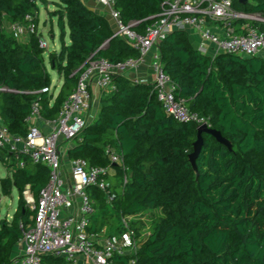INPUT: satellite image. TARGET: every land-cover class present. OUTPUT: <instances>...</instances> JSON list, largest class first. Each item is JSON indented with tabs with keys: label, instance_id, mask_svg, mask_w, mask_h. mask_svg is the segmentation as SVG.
I'll use <instances>...</instances> for the list:
<instances>
[{
	"label": "trees",
	"instance_id": "16d2710c",
	"mask_svg": "<svg viewBox=\"0 0 264 264\" xmlns=\"http://www.w3.org/2000/svg\"><path fill=\"white\" fill-rule=\"evenodd\" d=\"M162 0H113L123 25L141 34L160 10ZM55 18L59 49L40 46L39 6ZM49 5L53 8L49 9ZM235 9L264 18V0H232ZM27 16L29 18H27ZM152 20H150V18ZM32 26L22 42L5 28L4 20ZM264 30V21H250ZM66 39L68 41H66ZM162 71L173 94L188 111L207 119L230 141V149L202 132L195 158L188 160L196 124L164 113L152 83H139L122 73L111 74L113 88L101 92L96 114L72 139L69 160L105 166V147H114L125 169L115 167L109 178L112 197L95 185L86 187L93 203L89 233L117 239L127 220L137 248L114 255L117 264H264V55L243 57L217 53L210 57L193 48L184 31L174 30L157 44ZM93 53L111 64L139 58V51L119 35L103 13L81 0H0V119L11 134L24 136L31 105L52 120L73 90L86 58ZM46 62L61 80L56 93ZM6 168L0 192H17L10 219L0 218V264H11V247L22 228L31 225L34 201L49 180V169L23 152L0 148ZM22 162L20 166L18 163ZM127 175L121 188L119 183ZM146 220L150 229L144 234ZM40 264H73L60 256L41 255Z\"/></svg>",
	"mask_w": 264,
	"mask_h": 264
},
{
	"label": "built area",
	"instance_id": "2783aa9c",
	"mask_svg": "<svg viewBox=\"0 0 264 264\" xmlns=\"http://www.w3.org/2000/svg\"><path fill=\"white\" fill-rule=\"evenodd\" d=\"M97 1L112 22L113 35L124 38L141 56L111 64L107 59L91 53L55 119L40 117L37 104L31 105L27 117L28 129L24 136L9 133L0 119V148L23 152L32 163L43 164L49 169V180L40 189L37 200H27V203L33 202L29 206L35 211L34 220L31 225L22 228L19 241L24 249L11 264H40L43 254L60 256L73 264H76L78 258L88 264H117L113 261L114 255L129 254L137 248L125 218L122 219L125 230L117 239L103 235V231H87L93 203L86 187L97 186L109 200L113 195L109 191V178L115 174L116 166L125 169L114 147H105L109 160L107 165L88 166L83 159H71L69 176L64 179L60 176L63 167L60 143L69 141L72 144V139L88 122L93 87L108 92L113 88L111 74L136 67L147 50L154 47L156 52L151 62L154 73L152 84L164 113L177 121H192L196 126L202 123L209 125L207 119L188 111L184 101L174 97V86L162 71L158 60V42L174 30H191L198 35L197 49L210 57L217 53L243 57L264 55V30L250 24V21L263 22L264 18H257L258 13L235 9L232 0H162L159 12L141 34L130 25L121 23L113 7V0ZM8 30L14 34L20 33V30L28 33L32 26L10 22ZM40 46L46 48L43 38L40 39ZM50 90L51 86L41 89L42 92ZM18 164L21 166L23 163ZM126 182L127 175L123 174L120 187L123 188ZM127 264H135V261L129 259Z\"/></svg>",
	"mask_w": 264,
	"mask_h": 264
},
{
	"label": "crops",
	"instance_id": "0c3cea01",
	"mask_svg": "<svg viewBox=\"0 0 264 264\" xmlns=\"http://www.w3.org/2000/svg\"><path fill=\"white\" fill-rule=\"evenodd\" d=\"M81 1L88 8L94 10L95 12L103 13L106 16V18H108V20L111 22V20L108 17V15L104 12L105 9L99 4V2L97 0H81ZM45 19H49V17L46 14H45ZM45 19H44V21H45ZM50 20L52 21V18ZM44 21H43V23H44ZM238 25H239V22H237V24H236L237 28H238ZM38 30L41 32L40 29H38ZM184 32L186 33L187 39H188L189 43L191 44V46L193 48L197 49V46L199 45L198 35L195 32H192L191 30L184 31ZM15 35L18 38V40H20L22 42L26 41L27 40V36H28L27 32L25 30H20V33H17ZM51 37H53L52 34H51ZM66 41H68V40L66 39ZM58 49H59V47H58ZM58 49L52 48L51 50H58ZM155 52H156V48H154V47L150 48L143 55L142 61L136 67L131 68V69L130 68L126 69V70L122 71L121 73L125 77H127L130 80H133L135 82L152 83V81L154 79V73H153L152 68H151L150 58H151V62H152V58H153ZM58 80H59V83L56 86H59L60 83H61V80L60 79H58ZM100 94H101V91H99L95 87L92 88V103H91V108H90V112L91 113H90L89 120H91V117H94V115L96 114V110H97V107H98V99L100 97ZM70 146H72V144ZM67 148L65 149L66 158H64V157L62 158L63 167H62V172H61L60 176L63 179L66 178L67 176H69L68 174L70 172V161H69V159L67 158V155H66ZM65 185H66V183H65ZM5 217L7 219H10L11 215L6 214ZM23 249H24L23 244L18 240L11 247V250H10V259H11V261H13L19 255H21L22 252H23Z\"/></svg>",
	"mask_w": 264,
	"mask_h": 264
},
{
	"label": "rangeland",
	"instance_id": "374dc122",
	"mask_svg": "<svg viewBox=\"0 0 264 264\" xmlns=\"http://www.w3.org/2000/svg\"><path fill=\"white\" fill-rule=\"evenodd\" d=\"M51 8H53L52 5H49V9H51ZM45 14H46V10L44 9V7L42 5H40L39 6V14H38V29H40L42 32V37L45 40V43L47 46L46 50L49 51L52 48L58 49V47H59V30H58V27L56 25V20H55V18H52V21L50 19H45ZM256 17L261 19L262 16L260 14H256ZM44 19H45V21H44ZM43 21H44V23H43ZM3 23H4L3 25L8 29L10 22L7 19H5ZM51 34L53 35V37H51ZM46 61L47 60L45 57V63L47 66L49 76L51 78V85L50 86H51V89L54 91V93H56V91L58 90V88H57L58 86H56V85L59 83V80H58L59 76L55 70H53L52 68H50L48 66ZM150 63H151V58H150ZM89 113H91V112H89ZM70 145H71V143L69 141H63L60 143V154L62 155V157L66 158L65 149ZM6 172L7 171H6L5 166L0 162V178L5 176ZM23 195H24L26 202H27V200L32 198V195L30 194L29 191L24 192ZM32 200H33V198H32ZM16 202H17V192H16L15 188H13L11 190V194H9V195H3L0 192V218L5 217L6 214L11 215L13 213L15 207H16ZM28 204L32 206L33 202L31 201ZM149 229H150V224L146 220V227L143 230L144 234ZM102 234L105 235L104 232ZM76 264H88V263L87 262L83 263L82 258H78Z\"/></svg>",
	"mask_w": 264,
	"mask_h": 264
},
{
	"label": "water",
	"instance_id": "95a60500",
	"mask_svg": "<svg viewBox=\"0 0 264 264\" xmlns=\"http://www.w3.org/2000/svg\"><path fill=\"white\" fill-rule=\"evenodd\" d=\"M240 3L244 4L247 0H238ZM153 17L150 18L152 20ZM202 132H206L211 134L215 140L227 148L230 149L231 144L230 141L227 140L225 137H223L219 131L211 128L209 125L206 123H202L196 126V139L192 143V151L188 154V160L192 165L193 170L196 172V167H195V158L198 155L201 146H202Z\"/></svg>",
	"mask_w": 264,
	"mask_h": 264
}]
</instances>
